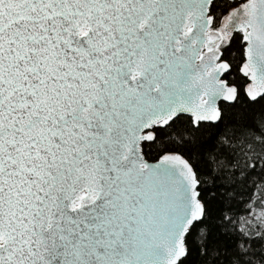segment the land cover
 I'll return each mask as SVG.
<instances>
[{
	"label": "snow or ice",
	"instance_id": "obj_1",
	"mask_svg": "<svg viewBox=\"0 0 264 264\" xmlns=\"http://www.w3.org/2000/svg\"><path fill=\"white\" fill-rule=\"evenodd\" d=\"M0 264H264V0H0Z\"/></svg>",
	"mask_w": 264,
	"mask_h": 264
}]
</instances>
